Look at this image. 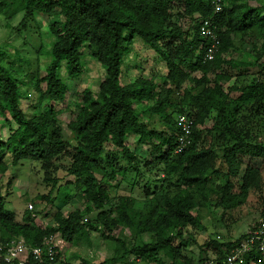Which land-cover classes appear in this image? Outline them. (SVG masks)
<instances>
[{
	"label": "clouds",
	"instance_id": "9594fccd",
	"mask_svg": "<svg viewBox=\"0 0 264 264\" xmlns=\"http://www.w3.org/2000/svg\"><path fill=\"white\" fill-rule=\"evenodd\" d=\"M72 2L0 0V264H264V0Z\"/></svg>",
	"mask_w": 264,
	"mask_h": 264
},
{
	"label": "trees",
	"instance_id": "16d2710c",
	"mask_svg": "<svg viewBox=\"0 0 264 264\" xmlns=\"http://www.w3.org/2000/svg\"><path fill=\"white\" fill-rule=\"evenodd\" d=\"M53 6H54V4H53ZM64 7H65V15L69 16V20L67 22V25H65L64 27H66V28H68V26H71V27L68 28V34H67L68 38L58 41L59 43L64 45V47L62 49L58 50L60 56H63L66 52H74L76 50V48H78L79 45L84 42V39L89 37V31H84L82 36H81V35L77 34V32L72 30V29L77 27L78 23L82 22L81 18H84L85 20L88 19V17H84V13L86 11H88L89 9H91L92 14L97 17L96 21H95V25L90 30L91 31V43L93 45L100 44L102 41L104 43H107V40L105 37L111 32L110 25L113 22L119 23L120 25H125V24H127L128 21H127V19H125L123 17L133 15V12L130 8L124 7L122 5L121 11L119 13V16L121 18L116 20V21H112L110 18H108L109 14L112 12V7L100 4V3H98V0H73V2L71 4H65ZM73 10H75V11H73ZM56 23L57 22H53V27H55ZM151 27L155 28V24H152ZM56 30L59 31V29H56ZM97 30L99 31V35H97ZM120 31L123 32L124 29L121 28ZM113 35H114V33H113ZM142 61L143 60L141 59L140 64H137V65L142 66ZM137 65L132 66L133 71H136V69H138L136 67ZM52 74L53 73H51V72L48 73L49 76H51ZM0 79H3L5 82H7L8 77L4 76V77H0ZM41 79H43V78H41ZM36 83H39V81H36ZM49 90H51V89H49ZM137 91H139V88L137 89ZM245 95H249V94L246 92ZM250 95L255 96L256 93L252 92ZM127 99L129 102H131L132 98L128 97ZM236 99L239 100L240 97L237 96ZM93 103H95V102H93ZM112 115H113L112 112H108V117H111ZM101 116H103V113L97 111L96 115L93 118L96 119V118H99ZM101 122L107 123V118H104L103 120H101ZM67 125L69 127L72 126L71 119L67 122ZM209 127H211V125H209ZM212 134H214V132L209 133V135H212ZM0 135H6V132L2 126H0ZM28 143L37 144L38 142L36 139H29ZM85 161H86V166H89L91 168H96V163H95L94 157H85ZM189 179H196V178L195 177H189Z\"/></svg>",
	"mask_w": 264,
	"mask_h": 264
},
{
	"label": "rangeland",
	"instance_id": "374dc122",
	"mask_svg": "<svg viewBox=\"0 0 264 264\" xmlns=\"http://www.w3.org/2000/svg\"><path fill=\"white\" fill-rule=\"evenodd\" d=\"M137 51L140 54L141 59L143 61H142V66H140V65L136 66L138 68V69H136V72L138 74L149 72L151 70L150 66H151V63H152V60H153L152 52L147 50V49H145V48H143L140 45H137ZM70 119H71L70 116L63 117L62 118V122H64V121L68 122Z\"/></svg>",
	"mask_w": 264,
	"mask_h": 264
}]
</instances>
